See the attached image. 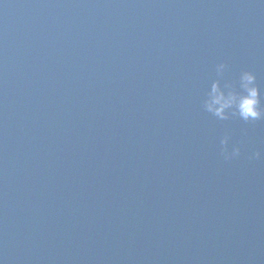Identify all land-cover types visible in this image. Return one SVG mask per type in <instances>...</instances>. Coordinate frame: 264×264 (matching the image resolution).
I'll return each mask as SVG.
<instances>
[{
  "label": "water",
  "instance_id": "1",
  "mask_svg": "<svg viewBox=\"0 0 264 264\" xmlns=\"http://www.w3.org/2000/svg\"><path fill=\"white\" fill-rule=\"evenodd\" d=\"M243 70L262 0H0L3 264H264V119L203 106Z\"/></svg>",
  "mask_w": 264,
  "mask_h": 264
},
{
  "label": "clouds",
  "instance_id": "2",
  "mask_svg": "<svg viewBox=\"0 0 264 264\" xmlns=\"http://www.w3.org/2000/svg\"><path fill=\"white\" fill-rule=\"evenodd\" d=\"M264 2V0H262ZM226 64L221 62L216 65L217 73H223ZM228 89L225 92L219 80L213 81L210 89L206 93L203 106L207 112L215 115L221 120L227 119L229 113L238 115L244 121H257L264 119V103L261 99V89L257 83V76L253 71L243 70L239 73L238 80L232 84H226ZM222 152L226 160L232 159L240 154L239 146H232L228 150V137L222 141ZM260 153L253 154V158H258ZM0 264L3 261L0 260Z\"/></svg>",
  "mask_w": 264,
  "mask_h": 264
}]
</instances>
